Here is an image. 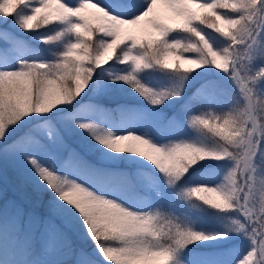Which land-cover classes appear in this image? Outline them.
Segmentation results:
<instances>
[{
	"label": "snow or ice",
	"instance_id": "6c2138e0",
	"mask_svg": "<svg viewBox=\"0 0 264 264\" xmlns=\"http://www.w3.org/2000/svg\"><path fill=\"white\" fill-rule=\"evenodd\" d=\"M92 8L95 12L89 13ZM0 18V25L9 24L12 18L11 24L25 33H40L42 26L58 22L55 28H49L50 33L39 36L44 44L59 49L51 60L13 56V49L21 41L15 29L0 27V161L17 162L25 180L37 190L51 191L50 209L65 227L78 228L90 237L108 264H181L189 244L215 240L222 234L194 231L152 210L147 197L137 199L132 195H139V188H158L159 173L186 199L195 196L220 211L239 210L248 224L235 221V230L250 234L254 247L236 264H264V188L259 186L264 179H257L253 167L254 157L264 144V96L257 92V85L264 81V66L255 70L246 67L252 61L253 48L264 38V0H76L75 4L69 0H0ZM152 30L159 33L158 39L138 35ZM177 30L186 35H170ZM94 32L101 34L95 43ZM220 37L230 41L228 46ZM121 44L124 47L117 53ZM170 57L175 58V65ZM114 63L127 65L130 70L112 76L113 80L131 85L153 106L180 96L182 85L160 92L149 89L137 75L147 68L167 70L183 80L186 74L214 67L230 75L245 104L220 115H188L193 128L206 129L219 138L211 144L180 140L161 145L145 138L147 134L116 135L101 130L91 120L84 122L91 105L77 108L79 101L72 103L89 89L97 69ZM214 87V82H206L197 97L209 98ZM237 112L242 125L236 119ZM57 117L66 125H78L111 152L137 154L148 163L126 157L143 165L135 177L106 167L111 153L87 143L82 152L69 147L65 138L69 128H62ZM31 120L41 123L20 131ZM241 126L242 131H238ZM98 150L103 159L93 164L86 156ZM228 157L236 159L237 167L223 183L183 187L182 182L190 178L193 166L200 161ZM64 171L78 174L81 182L57 174ZM229 180L234 181L238 195L226 191ZM36 223L33 218L25 221L22 212L16 210L12 227L22 231L25 224ZM40 226L49 255L61 251L71 254L70 241L60 225L48 220ZM31 247V239L26 238L25 249ZM75 264H89V260L81 254Z\"/></svg>",
	"mask_w": 264,
	"mask_h": 264
},
{
	"label": "rangeland",
	"instance_id": "374dc122",
	"mask_svg": "<svg viewBox=\"0 0 264 264\" xmlns=\"http://www.w3.org/2000/svg\"><path fill=\"white\" fill-rule=\"evenodd\" d=\"M75 4L76 0H69ZM95 2V0H93ZM225 11V10H221ZM95 12V9H89V13ZM3 18H0L2 20ZM12 18H9V24L0 25V27H11L15 29L16 35L21 41L18 48L12 51L13 56L26 59L51 60L53 53L59 49L55 45H46L40 39L41 33H50L49 28H55L58 22H51L47 26H42L40 33H25L11 24ZM171 20L165 22L170 23ZM201 27H204L203 25ZM206 31H210L205 29ZM149 39H158L159 33L155 30L150 31ZM34 39L32 43L28 38ZM170 35L177 38H183L186 35L183 31L177 30ZM94 36V35H93ZM220 41L224 46H228L230 41L220 37ZM39 42V43H38ZM264 49V38L252 50V61L246 65L249 69H257L264 66V55L261 50ZM190 56V53H184ZM114 61V57H113ZM109 61V63H113ZM176 62L173 63L175 65ZM105 69H97V77L79 97H97L108 101H124L127 102L126 108L133 118L130 122V128H115L106 115L102 112L88 114L87 119L99 124L101 130L107 129L116 135L138 134L145 135V138L153 140L158 144L176 143L180 140H200L205 144H211L216 139L214 133L208 132L206 129L193 128L188 121V115L200 114L208 112L214 115L231 111L235 107L243 106L245 100L242 94L232 80L229 74L211 67V70L205 68L198 69L196 72L186 74V79H181L179 75L160 70L157 68H147L141 70L137 75L140 83L145 87L160 92L165 89H175L182 85L181 95L165 100L159 106H153L131 85L123 81H115L112 76L129 71V66L122 64L104 65ZM184 67H194L185 66ZM111 73L112 75H109ZM208 81L214 82L215 87L210 93L209 98L197 97V92L201 85ZM257 92L264 96V81L257 85ZM63 107V105L61 106ZM30 115H40L31 113ZM61 115H64L61 113ZM167 118V123L161 125V121ZM26 119V118H22ZM62 128L68 127L66 133V142L69 147L74 148L77 143L85 145H95L101 149L103 145L98 142L78 125L69 126L55 118ZM41 123L40 120H31L23 124L20 131H27L30 128ZM213 126L215 123L213 122ZM104 153H111L112 159L108 162L127 165L129 174L135 177L136 173L143 169V165L135 163L133 160L126 159L132 156L135 161L144 160L137 154L115 153L104 147ZM103 159L101 151L98 152V160ZM107 162V163H108ZM144 163L148 162L144 160ZM202 165V166H201ZM26 167V166H25ZM191 172L190 178L183 181V187L189 188L200 183H209L218 185L224 182L225 176L237 167V161L233 157L221 160H204L200 161ZM253 167L255 176L258 180L264 179V144L261 145L254 157ZM20 165L12 160L4 159L0 161V210L3 214V239L0 241V256L6 257L8 260L17 264L18 261H27L28 264H75L76 258L83 254L89 264H108L102 255L96 249V245L91 238L84 234L78 228H67L63 225L59 217L55 216L49 206L52 195L46 191L37 190L34 185L25 180L19 171ZM58 175H67L69 179L76 178L77 182H81L78 174H70L67 171L58 172ZM159 186L151 190L139 188L145 195L132 194L137 199L145 196L152 204V210L160 211L166 216L176 220L177 223L192 228L194 231L205 234L220 233L222 234L215 240H204L189 244L183 251L180 258L181 264H236V261L253 247V241L250 234L244 231H236L235 221L248 224L246 218L239 210L220 211L206 204H203L197 197L186 199L180 190L174 191L168 184L163 174H159ZM87 186V183L85 184ZM46 199V200H45ZM38 200V201H37ZM16 210H20L25 221L33 218L37 221L34 226L25 224L22 231L15 230L12 227ZM148 210V209H146ZM48 220L54 221L66 232L70 241V253L61 251L55 255H49L44 248V236L40 226V222L44 223ZM26 238L31 239L33 247L25 249ZM213 246L214 250L208 252L198 251V248ZM17 251L20 255H17ZM215 251V252H214ZM213 253V254H212Z\"/></svg>",
	"mask_w": 264,
	"mask_h": 264
},
{
	"label": "trees",
	"instance_id": "16d2710c",
	"mask_svg": "<svg viewBox=\"0 0 264 264\" xmlns=\"http://www.w3.org/2000/svg\"><path fill=\"white\" fill-rule=\"evenodd\" d=\"M169 22L171 23L172 21H169ZM50 24L53 25L52 23H50ZM93 35L94 36H93L92 42L95 43L97 36H99L101 34L99 32H94ZM138 35H140L143 39H149L150 38L148 33H140ZM27 38L32 43H35V41L33 39H30L29 35H27ZM123 47H124V45L121 44L116 49V52L119 53L120 49ZM170 62L171 63L176 62L175 58L170 57ZM187 66H191V65H187ZM77 100L79 101V103H76ZM72 103H76L77 108L81 107V105H91L92 109L90 111V114L102 111L106 115V117L110 120V122L113 124V126L115 128H130V122L132 121L133 118H135L134 117L135 113L133 114V118H130L132 116V114H130L128 111V108H126L127 102L120 101V100L108 101V100H105L102 98H97V97H95V98L94 97H79V98L76 97V99ZM160 123H161V125H165L167 123V118H164ZM83 146L84 145H82V143H77L76 145H74V148L76 150L82 152ZM104 147L105 146H102V148L100 150H102ZM98 152H100V151L98 150L96 152L89 153V154H87L86 158L93 164L100 163V161L98 160ZM105 166L109 167L113 170L127 172L129 174V171L127 169V165L108 162V163H106ZM44 191H46V190H44ZM47 191L49 192L50 195H52L50 190H47ZM138 192L140 195L150 196L149 194L144 193L140 189H138ZM134 194L136 195L137 193H134ZM197 250L207 252L205 254H208V252L214 250V247L213 246L201 247V248H198Z\"/></svg>",
	"mask_w": 264,
	"mask_h": 264
},
{
	"label": "clouds",
	"instance_id": "9594fccd",
	"mask_svg": "<svg viewBox=\"0 0 264 264\" xmlns=\"http://www.w3.org/2000/svg\"><path fill=\"white\" fill-rule=\"evenodd\" d=\"M236 119L238 121L241 122L242 125V117L241 114L239 112H237L236 114ZM238 131H242V126L241 128L238 129ZM261 188H264V180H262L261 184L259 185ZM226 191L229 192L230 194H232L233 196L238 195V193L235 191V183L233 180H229V183L225 186Z\"/></svg>",
	"mask_w": 264,
	"mask_h": 264
},
{
	"label": "bare ground",
	"instance_id": "6f19581e",
	"mask_svg": "<svg viewBox=\"0 0 264 264\" xmlns=\"http://www.w3.org/2000/svg\"><path fill=\"white\" fill-rule=\"evenodd\" d=\"M0 264H14V262L8 260L6 257L0 256Z\"/></svg>",
	"mask_w": 264,
	"mask_h": 264
}]
</instances>
